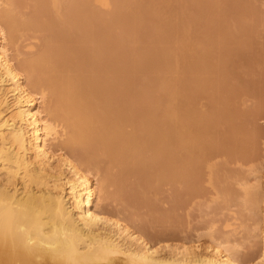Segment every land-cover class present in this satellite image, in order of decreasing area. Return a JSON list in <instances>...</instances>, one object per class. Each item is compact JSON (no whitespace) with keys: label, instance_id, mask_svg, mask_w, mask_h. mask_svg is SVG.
Instances as JSON below:
<instances>
[{"label":"bare ground","instance_id":"bare-ground-1","mask_svg":"<svg viewBox=\"0 0 264 264\" xmlns=\"http://www.w3.org/2000/svg\"><path fill=\"white\" fill-rule=\"evenodd\" d=\"M12 1L14 2L0 0V264H264V227L260 232L263 242L260 253L247 259L240 256L239 245L231 243L229 237L223 235L217 237L214 235V229L207 234L208 242L201 241L202 234H198L196 239H184L183 242L175 244L158 239L152 240L146 237L143 230H138L125 221L120 212H112L102 206L109 187L116 186V194H123L126 176L132 175L129 173H133V170L136 171L137 168L134 167L140 164L141 158L142 164L149 160V157H145L146 146L149 147L150 141L154 140L152 138L160 145V149L152 147L153 150H160L155 151L160 155L158 158L155 156L156 153L152 154L151 158H155L153 159L155 163L167 155L163 154L169 148L166 145L174 140L173 147L176 144V149L179 150L178 157L175 158L179 159L180 165L177 166L179 168L177 173H174L175 171L172 173L177 176L180 172L179 177L182 179L180 182L188 175L192 177L191 179L198 178L194 176L199 175L200 165L212 161L217 156H225L227 160L229 158L237 162L247 160L248 157L254 158L252 155L256 152H251L252 146L248 149L250 146L248 144L257 135L251 133L253 129L251 131L247 129H251L252 126H255L252 127L253 132L257 129L254 125L255 118L251 115L254 117L260 115L264 118V84L252 80V77L249 79L251 73L244 71L250 70V68L247 70V65L251 57L250 59L231 57L235 53L233 49L242 46L238 47L236 43L239 42L236 40H241L239 33L236 36L240 38H229L236 44L232 41L229 43L231 45L233 43L237 48L232 45V48L234 46L232 49L228 43L229 46H226V42L221 41L226 34L229 37L233 36L229 35L231 31L226 30L227 27L222 28L226 25L220 23L223 17L218 15H224L220 6L221 0H211L209 3L211 5L206 3L207 0L206 2L203 0L210 6L206 7V11L205 5V9L201 4L199 6L203 8L202 12H206L203 13L205 17L207 15L208 18H212L211 14L219 11L216 17L222 18L219 19L218 25L215 23L218 19L213 16L211 21L215 23L212 25L215 27L211 26V31L208 27L204 35L201 33L206 31L200 32V35L194 38V34L190 35L187 34V30H182L191 24V20L187 22L184 19L179 20L182 21L179 23L180 27L170 28L173 31L178 28L177 31L180 32L182 27L181 30L188 37L193 35L192 38L189 37L190 40H196L193 42L188 39L193 45L186 42L180 47L178 43L176 44L181 48H178L180 49L179 75L176 79L178 84L175 85L176 82L173 84L175 88L177 86L175 96L176 101L178 97V106L175 105L177 109L174 113L170 111L171 107L170 109L165 107L169 110L168 114L165 109L162 111L163 117L165 115L170 119L167 115L173 113L177 120V129L175 127L177 131L175 136L172 134L174 137L170 138L168 132L167 136L165 131H162L164 134L160 131L163 126L159 127L157 124L160 122L165 126L164 123L170 122L164 121V118L161 119L164 122L160 120L157 122L153 116V120L148 116L151 114L149 111L154 110L152 107L155 104L154 94L153 99L147 95L151 99L147 101L150 100L153 104H148L152 108L148 109V113L146 111L148 103L146 93H149L146 91V66L149 69V64L152 63L149 70L156 74V70L162 69L160 67L164 63L167 66L178 53L175 54L168 44L174 39V34H169L171 30H168L169 33L165 31V35L161 31V27L168 29L173 24L164 25L162 22L164 26L159 27L160 30L157 27L160 26L158 22L161 20L160 9L157 8L159 13L155 11L158 2L147 0L153 3L152 7L149 6L153 13L159 14V19L154 15L159 20L158 25L155 24L158 30L155 29L157 31L155 46L160 48H156L153 57L158 56V50H162L164 44L167 43L164 45L166 48L169 46L168 49L159 52L167 59L160 57L164 59L163 64L156 60L157 57L152 62H146L143 55L139 54L142 49L136 48L140 43L134 32L124 31L123 38L118 36L122 41L120 38V41L117 40L118 43L116 41L117 28L126 16L136 22L139 17L136 16L139 13V5L140 11H144L141 10L145 4L143 0H122L124 14L121 12L120 17L116 15L117 13L96 8L92 4L93 0H70L64 10L59 9L58 0H35V10L26 21L23 20L24 22L21 19L19 21L12 8H9L14 4ZM96 1L102 6L110 5V0ZM238 1L235 3L230 1L229 4L233 2L235 5ZM243 2L245 4H241L240 1L238 3L243 5L240 10L242 8L246 10L244 6L249 0H242ZM159 3L161 6L163 2ZM166 3L167 1L165 5ZM163 5L160 11L168 8V5L164 8ZM232 7L227 8L230 14L227 18H231ZM210 10L212 11L209 12ZM246 11L238 14V17L242 16L241 20L246 18L243 16L248 12ZM248 14L250 15V13L245 15L249 16ZM233 15L236 14H232V17ZM199 19L200 17L195 22L197 23ZM192 23L194 25L192 27L195 28L194 20ZM29 27L46 33L45 44L33 59L18 62L17 56L12 55L10 40L15 38L14 34L18 29ZM243 32L248 35L252 28L248 27V31L243 30L241 34ZM168 34L172 36L171 39L164 41L163 38L169 37ZM178 34L182 32L177 33L176 37ZM197 34L196 32L195 35ZM186 35H181V43L187 40ZM201 35L207 39L206 42L200 39ZM162 40L164 44L161 45ZM121 42L124 44L122 47L131 46L134 57L131 55L117 57V45L119 46ZM189 44L191 49L187 50ZM223 45L226 46V51ZM28 48H33V45H29ZM229 50L234 53L230 54ZM227 51L230 57L226 56ZM154 60L158 65L153 63ZM166 66L163 67L170 68V65ZM161 82V85L157 84L158 87H163V82L166 83L162 79ZM235 83L241 84L247 90L240 93L244 89L239 85L241 90L235 92L239 87L236 85L235 88ZM165 85L168 87V83ZM169 89L171 88L168 87V91ZM172 89L168 94L174 92ZM160 91L167 96L163 89ZM47 94L51 96L50 106H45ZM166 96L164 97L167 99ZM175 96L171 94L170 100ZM164 97L163 100H169ZM161 99L157 96L156 101H162ZM251 99L259 100V104L255 105L257 108L250 110L249 116V112L244 114L247 110L243 107L241 114H244V117L248 116L246 120H242L244 123L238 122L235 105L248 106L247 102ZM158 101L156 103H159ZM239 108L241 110V107ZM249 117L254 121H250ZM152 121L157 123H151ZM223 121L226 122V127H223ZM249 121L253 122V125L248 123L249 127H245ZM261 123L259 124L262 125ZM244 127L247 128V132L250 131L248 138L245 139L248 144L238 137L239 133L242 138L248 134L242 129ZM163 128L166 129V126ZM240 130L241 132L244 130L246 135H243V132L237 133ZM257 138L255 143L252 144L251 141L254 148L257 146ZM60 140L61 143L55 146V142ZM155 142L153 143L159 146ZM162 149L165 150L163 156L160 154ZM171 155L173 156V152ZM245 155L248 156L244 158ZM144 158L148 160L143 162ZM175 158L172 160L175 161ZM101 161L113 169L119 168L116 169L119 173L115 171L117 173L112 174L110 169L111 171L100 178ZM142 164L138 168L141 166L140 170H145L147 165L144 169ZM166 166L168 165L164 167ZM125 185L128 188V184ZM252 187L263 189L264 204V182L261 184L257 179L256 184H245L243 188L248 192ZM127 188L126 191H129Z\"/></svg>","mask_w":264,"mask_h":264},{"label":"rangeland","instance_id":"rangeland-1","mask_svg":"<svg viewBox=\"0 0 264 264\" xmlns=\"http://www.w3.org/2000/svg\"><path fill=\"white\" fill-rule=\"evenodd\" d=\"M152 1L154 2V0H151V2ZM166 1H167V3L165 5ZM166 1L164 2V1L155 0V2H158V3H156V6H155L156 9L159 8L161 10L163 3L165 5V6L163 5V8L167 7V5H168V8L167 9L164 8V9H162V11H160L159 9H157V10L154 9L156 12L159 10L160 14L162 15V17L160 15V18L162 21L161 20L159 21L158 20L159 14L156 15L159 12L153 13V9L150 8V7H152L151 4H153V3H151L150 1L147 2V0H143V2H145V4L142 3V5L144 4V6H142V5L141 6H142V8L143 7L144 8L141 10H144V11H142V12L140 11V5H139L140 15H139V13H138V15H136L137 17L139 16L138 19L136 16H134V17H136L135 19H137L136 22H134V20L132 21L131 19H128L126 16L125 20H123V23H122V21L119 22V24H121V23L122 24L117 28V31H116L117 36L116 37L120 36L121 38H123L122 35H125L124 31H126L128 33L134 32L133 34L137 36V39L139 40L138 42L140 43V44H138V46L136 48L142 49V51L145 50L144 52H146V53H144V52L142 53V51H141V53H139V54L143 55L142 57H144L146 59V62H148V63H149V61L152 62V60L157 57L156 60L160 61L163 64L162 61L164 59L163 58L161 59L160 57H164L165 59H166V57L164 56V54H160L159 52L160 51L163 52V49L166 50V49H168L169 46L173 49V51H175L174 52L175 54H176V52H178L176 56L174 54L175 57H172V61H170L171 63L170 62H169V64L167 63V66L170 65V68H164L163 66H166V65H164L165 63L163 64L162 67H160L162 69L159 68L162 72L160 70H156V74L151 73L152 70L150 71L149 69H151L150 66L152 65V63L150 62L151 64H149V69L146 66V76H145L146 91L149 92V93H146V97L148 95V97L152 98V97H154V96H152L154 94L156 97L154 98L153 102H155V104L161 105V106H157V105L153 104V102L150 101L151 99L147 97L146 98V102H148V103H146L147 104V107H146L147 113L152 107L154 108V110H156V111L158 110L157 113L155 111L156 114L154 113L153 109H152L153 111L150 110L149 112H151V114L154 113V115H151L149 113L150 115H148V116L149 117L151 116V120H153V118H152V116H153L157 122L159 120L161 122L163 120L166 122H170L168 124L164 123V124H166L165 125L166 129L170 128L169 129V131L171 130L170 132L168 130L166 131V129L163 128V127H165L163 125V123L161 124L160 122L157 123L154 121L151 122V123H153V122L157 123L159 125V127L162 125L163 127H162V130H160V131L161 132L165 131V134H167V136L169 133L168 137L170 138V136L174 137L175 132L177 131L176 130L177 129V120H176L175 116L173 115V113L177 109L176 107L178 106L177 105L178 97H177V101H176L177 95L175 94L177 91V86L175 88V85L178 84L177 83L178 81L176 79L178 78V75H179L178 57H180L179 52L181 49L180 47L182 45H184L186 42H187L186 44L190 43L191 45H193V43L190 42L192 39L190 40V38H189V37L192 38V36H193V35L190 36L191 33L194 34V36H193L194 38H195V36L197 38V36L200 35V32L206 31V32L201 33L204 35V33H207L206 29L208 27L210 28L212 25H215V23L216 24L218 23V25H219L222 22L226 26H224L222 23V25L224 27H222V26H220V27H222V28L227 27L226 30L231 31V33H229V35L231 34L233 36H236V35L238 36V33H239L241 38H240V36L238 38H240L241 40H239L237 38V36L236 37H233V36L229 37L227 34H226V36H224L225 35L224 34L223 35L224 37L222 36L223 39H221V41H223L224 43L226 42V46L229 44L230 46L229 45L228 46L231 48H232V45H234L236 43H238L237 44L238 47H239V45H242L238 49L234 48V46L236 47V45L233 46L234 49L233 48L232 49L235 50L234 52L236 54L233 51H230L231 49L229 48L230 49L229 53L230 52L234 53V56L232 55L231 57H248L249 59L251 57L250 62L247 65V70H249L248 68H250V70L251 69L252 70L251 71L249 70L250 72L246 71V70H244V71L248 72V74L251 73V75H249V79H250V77H252L253 78L252 80L255 79L256 82H258V83L261 82L262 84H264L263 83L264 82V0H249V3H246V5H245L248 7L244 6V8H246V10L248 12L246 10H244L243 8L240 10L241 6H243V5H239L238 4L239 1L241 4H245L244 2L242 3V0H239V1L238 0H230V1H233L234 3L236 1H238L237 4H235V5L232 4L233 2L229 4L230 1L228 2V0H221L220 4H222V5H220V4L219 5L222 6L221 8L223 9L224 15L219 14L218 13L219 11H217V13L219 15L216 12H214L216 14L210 13L211 14L210 17H212V18H208L209 16H207V15L205 17L204 15L206 14V12H204V11L202 12L204 5H205V8L207 6H208V8L210 7L209 5H211V4H209V3L212 2L211 0L210 1L207 0V2H206V0H204L209 5H206V3H204L203 0H200V1L199 0H166ZM225 1L228 2L227 5H225L226 4ZM69 2H70V0H58L59 9L64 10L65 7H67V4ZM159 2H163L161 4V6H160ZM13 3L14 4L9 6V8L10 9L12 8L13 13H15V15H17L15 17L19 18V21H20V19L22 21L23 20L26 21L27 18L33 14L35 7H36L35 0H14ZM92 4L96 8H99L100 10H105L108 12H114L115 14L117 13L116 15L119 17L122 15L121 12L123 13V11H124V10L122 11V6H123L122 0H110L109 6H102L96 0H93ZM200 4H201V6H203V8H199ZM184 6H186V7H184ZM220 6H219V9H221ZM229 6H231V7L233 6L231 8V11L230 10L229 11L232 14H234V13L236 14V15H233V17L231 14V18L230 17L227 18V16H230V14H228L229 12L227 11V8H229ZM49 8H51V6ZM147 8H149L150 11ZM193 8H194V10H193ZM196 8H198L197 11H196ZM199 10H200V12H199ZM206 10H207V8L205 9V11ZM212 10H210L209 12H211ZM241 11H242V14H243V12L246 11L247 13H250V15L248 14L249 16H247V15H245L247 13H244L243 16L244 17L246 16V18H244V20H241L242 16L238 17V14ZM198 13H200V16H199L200 19L199 20H201V21L198 20V22L196 23L195 20L199 18ZM203 13H205V14H203ZM154 14L156 15V17H158V19L155 18ZM201 14H203L202 17L204 20L202 19ZM207 14L209 15V13H207ZM216 15H218L219 17L222 16L223 21H220L222 18L221 19L217 18ZM213 16H215L216 19H218L215 23L214 22L212 23V21H211V19H213ZM134 17H133V19H134ZM247 17H249V18L247 19ZM207 18H208V21H207ZM183 19L186 20V22L191 20V24L190 23L188 24L185 22L186 25L188 24L189 26L192 27L193 20H194V23L196 25H195V28H193V27L189 28L188 25L185 26L184 29H182V27L180 28V32H182V34L186 35V33L182 30H185V31L187 30V34L188 33L190 34L189 37H188V35H186L187 40H185V42L183 41L184 43H181L180 38H181L182 34H180V35L178 34L179 38L176 37L177 33H180L179 31H177L178 28L176 30L177 32L173 31L170 28L176 29L175 28L176 26L180 27L181 25L179 23H181L182 21L179 22V20H183ZM209 19H210V22H209ZM218 21H220V23ZM157 22L160 25V26H157L159 30H160L159 27H161V26L173 24L174 27L172 25L171 27L169 26L168 29L165 27H161V31H162L163 35H165L164 34L165 31L167 33V31L170 29L171 33H169V31H168V33L171 35L174 34L173 35L174 39H171L172 36L169 34H168L169 37L166 36V38H163V40L168 39V38L171 39V42L169 41L170 43H168L170 45L169 46L167 45L168 46L167 48H166V46H164L167 44L166 42H165L166 44L163 43V40H162V43L158 42L157 45L159 43L161 45L164 44L163 45L164 48H162V50L161 49L158 50V56L155 55L156 57H153L154 54L156 53V48L157 49L160 48V47L155 46L156 41H157V35L156 34L158 31L155 28L156 27L155 24H157ZM162 22L164 25L161 24ZM177 22L179 25L176 24ZM214 27L212 26V28H214ZM248 27H249V29L252 28V32H249V34L247 33L248 35H246L244 32H243V34H241L243 30L248 31ZM232 28L234 31L232 30ZM155 29L157 31H155ZM208 30L211 31L212 29L210 28ZM249 31H251V30H249ZM123 32H124V34H123ZM196 32L198 33L197 35H195ZM45 34L46 33L44 31L38 30L37 28H34V27L33 28L29 27L26 29L20 28V30L18 29L16 34H14V35H16L15 38L13 36L14 39L10 40L11 49L13 50L12 55H14L15 57L17 56L16 58H17L18 62H22L24 60L26 61L28 59L30 60L31 58L33 59V57L38 55V53L43 49V46L45 44V38H46ZM227 36H228V40L226 39ZM120 37H118V39H116V41L119 40ZM202 37L203 36L201 35L200 39L203 40L204 42H206L207 39L202 38ZM121 38H120V40H121ZM229 38H237L238 40H236V41H239V42L234 43L235 41L233 40L234 41L233 42ZM170 39H168V40H170ZM177 40H179V41H177ZM119 41H117V43ZM164 41H166V40H164ZM195 41L196 40H194L193 42H195ZM230 41H232L234 44L232 43V45H231L229 43ZM223 42H222V44H224ZM176 44L180 45V47H177ZM190 44L188 45L189 47L185 45L186 47H188V48H186L187 50L189 48L191 49ZM29 45H33V48H28ZM122 46H124V44L122 42H121V44H119V46L117 45V54H118L117 57L118 56L126 57L127 55H129V56L131 55V57H134V54L132 52L130 45H129L130 46L129 48L128 47H122ZM226 46L223 45V49ZM178 48H180V49H178ZM135 51H137V50H135ZM225 51H226V48H225ZM129 52H130V54H129ZM190 52L192 53L191 50H190ZM226 53H227L226 56H229L228 51ZM159 55H161V56H159ZM190 55H192V54H190ZM224 56H225V54H224ZM158 58H160L161 60ZM167 58H170V57H167ZM168 61H169V59H168ZM148 63H147V65H148ZM153 63L154 64L156 63L155 60ZM155 65H158V62ZM171 70H172V72H171ZM159 72H161V73H159ZM161 79H162V81H165L166 83H168V87L171 89H172L173 84L176 82V84L173 86L174 90L172 89V91H174V92L173 93L171 92V94L173 96H175V95L176 96L171 97L172 98L171 100H170L171 94H168L171 91V89H169V91H168V87H167V85H165L166 83L164 84V82H163L164 88L161 86H160L161 88L157 86V84H159L161 82ZM164 79H166L168 82ZM161 83H160V85H161ZM169 84H170V86H169ZM237 84L238 83L234 84L235 88H236ZM239 85H241V84H239ZM239 85H237V86H239ZM157 87H158V90L156 89ZM159 88L161 90L163 89V91H165L167 93V96L165 95L164 92H163L164 94L161 93L162 91H160ZM242 88L244 90L240 91V93L247 90V88H245L243 86L241 87V89ZM241 89L239 86L236 88L235 92L238 93V91ZM155 92H157V93H155ZM240 93H239V95H240ZM161 94L166 96L167 99H169V100H167L164 96L163 97L167 101L163 100V97L161 96ZM157 96L160 99L162 97V99H161L162 101L157 100L159 103H156L157 102L156 101ZM147 99H150L149 100L150 103H149V101H147ZM163 101H165V103ZM249 102H247L248 106H246V104L242 105V106H238V104L235 105L236 106L235 109H237L236 110V113H237L236 119L238 117V119H237L238 122L244 123V121H242V120H246L247 116L251 113L250 110H255L257 108L255 105L259 104L258 99L257 100L251 99ZM50 104H52L51 96L49 94H47L45 106H50ZM148 104H153V105L150 108V106H148ZM175 105H176V107H175ZM249 106H250V108H249ZM165 107H168V109H170V107H171L170 111L172 110L171 112H173V113L170 116L167 115L170 119H168L165 115H164V117L162 115L164 113L162 111L165 109ZM239 107H241V110ZM243 107L246 109H244ZM247 107L249 109H247ZM252 107L254 109H252ZM172 108H175V109H172ZM243 109L247 110V111H244V114L249 112L248 115H246V117L243 116L244 114L243 115L241 114V113H243V112H241V111H243ZM166 111H167L166 114H168L169 110L165 109V112ZM205 111L208 112L207 109ZM159 115H161V116H159ZM148 116H146V117L148 118ZM155 116H157V117H155ZM172 116H174L173 119H172ZM251 117L255 118V121ZM251 117H249L251 119L250 121H254L256 123V124H254L257 127V129H255V131H254L256 134L253 132V130L255 128V126H252L253 122H251V123H250V121L246 122V125L249 123V125L254 127V128L251 127V129H249V128L248 129L246 128V129L250 130V131L253 129L251 133L254 135H257V137H258L257 138L254 136L255 137L254 138L253 135L251 134L252 135L251 137L254 138V142H253V138L251 140L252 144L255 143V140L257 138V141H256L257 146H255L256 150L254 148V145H251V141H249L250 136L248 139V141L250 142L249 144H248L247 140H245L246 138H248L247 136L250 133V131L247 132L245 127H249V125L242 128V129L246 130V133H248L246 135V134H244L245 132H243L244 130L242 131L243 135H246V136H244L245 138L241 137L242 135L239 133V132H241V130L237 132V133H239L238 135H240V136H238V135L237 136L241 140L244 139V141H246L247 144L250 145V146H248V149H250L252 146L253 150L250 149V151L251 152L253 151V153L256 152L255 153L256 156H254L255 154L252 155L254 157L253 159L251 157H248L249 159L247 158V160L243 159L244 161L237 162L234 160L231 161V159H229V158L227 160V158L225 156H217V157L213 158L212 161H210L208 163H202L200 165V167H199V175L200 176L199 175L194 176L195 178L198 177L199 179L198 178H196L197 180L194 178L191 179L192 177H189V175L187 173L188 176L186 175L187 177H185V179H183V181L180 182V180H182L181 176L179 177V175H181L180 172H178L179 175H177V176H176V174H174V173H177L176 171H178V169H179L178 165H180L179 159L177 160V158H175V157H178V151L179 150L177 151L178 148L176 149V144L174 146L176 151H175V149H173L174 148L173 144L175 143V142H173L174 140L168 142V144L166 145L167 147L169 146V148H168L169 150L167 149V152L163 153L165 150L163 151V149H162V151L160 153V154L163 153L165 155L167 154L166 156H163V154L161 155V156H163V158L161 157V159H165V160L158 159L159 162L157 160V162L155 163L153 160L155 158H151V157L154 155L153 152L156 153L155 156L157 155V158L160 156L157 153L160 150H156V149H160V145H159L158 141L155 142L156 141L155 138H152L155 141L151 140L150 143L153 141V142L157 143L159 146L155 145L153 142H152L153 146H152V143L151 144L149 143V147L147 148V146H146V155H145V157H147V158L149 157L148 158L149 160L147 158H144L143 162L145 160H148V161H145L143 163L144 164V166H143V164L141 163V161H142V158H141L140 159L141 161L139 164V165L142 164L144 169H145V166L147 165L146 169L140 170L141 166L138 168L139 165L137 164V166L134 167V169L137 168L136 171L133 170V173H131V172L129 173V175L132 174L133 176L132 175L126 176V181L124 183L125 187H123V188H124V191H126L127 185H125V184L127 183L128 184L127 190H129V191H126V192L123 191V194L125 196L128 195V196H126L127 198L123 194H121L122 196L120 194L119 195L116 194L117 193L116 186L115 187L111 186V187H109V191L107 193H105V197H104V200L102 202V206L109 208V210L112 212H120V214H122V217H124L125 221H127L129 224H131L132 227H134L138 230H143L144 234H146V237H148L152 240L158 239V240H163V241L175 244V243H180L181 241L183 242L184 239L185 240L186 239L187 240L196 239L195 237L198 234H202L201 241L203 242L204 240H207L204 242H208L209 237L207 234L210 232V230L214 229V235H217V237H221L219 235H223L224 237H229L231 243L239 245L238 251H239L240 256H242L243 258H247V259L256 257L260 253V250H261V247L263 244L262 239H261V234H260L261 230L264 227V204H263V191H262L263 189L252 187L247 192L246 190H244L243 187L245 184L246 185L256 184L257 179L260 180L261 184H263V182H264V144H263L264 143V120L263 119L264 118H263V116H260V115H258V117H257V115H255V117L253 115H251ZM165 118H167V119H165ZM161 119H163V120H161ZM146 120H148V119H146ZM151 120L149 119V121H151ZM237 120H236V124H237ZM223 122H224L222 124L223 127H226V125H225L226 122L225 121H223ZM173 123H175V125ZM259 123H261L262 125H260ZM154 125L156 126V124H154ZM167 125L169 126V128H167L168 127ZM170 125H171V127H170ZM175 127H176V129H175ZM127 130H130V129L127 128ZM131 131H132V128H131ZM146 132H147V130H146ZM166 132H168V133H166ZM146 135H147L146 138H148L149 134L147 133ZM60 143H61V140L58 142H55V146H57ZM169 144L170 145L172 144V145L170 146ZM146 145H148V143ZM154 146L156 148L155 150L152 149V147L154 148ZM156 146L159 148H157ZM170 147H173V148H171L172 150L170 149ZM165 149H166V147H165ZM155 151H157V152H155ZM171 151L173 152V156L171 155V153H172ZM247 156L245 155L244 158H246ZM249 156H251V155H249ZM150 158L152 159L151 162L153 161L154 163L150 162ZM174 158H175V161L172 160ZM160 160L162 161V163H164L165 165H168V166H166V167H164L165 165L162 166L161 165L162 163H160L161 162ZM164 161L167 163H165ZM168 161L171 162V165H169ZM149 162H150V164H152L151 166L149 165ZM211 163H212V165H211ZM209 165L211 167H209ZM109 167L110 166H108V164L106 162L104 163L101 161V163H99L100 175H101V176H99L100 178L102 176H105V174H107L111 170H112L111 171L112 174H113V172L116 174L118 172L117 170H119V168L113 169V168H111V167L109 168ZM174 169H177V170H174ZM115 171H117V172H115ZM172 172H174V173H172ZM114 188H115L116 192H115ZM213 225H214V227H213ZM209 228H211V229H209ZM206 235H207V237H206Z\"/></svg>","mask_w":264,"mask_h":264}]
</instances>
